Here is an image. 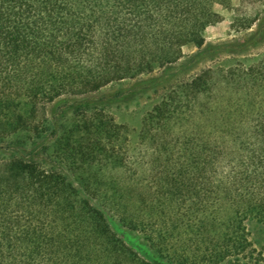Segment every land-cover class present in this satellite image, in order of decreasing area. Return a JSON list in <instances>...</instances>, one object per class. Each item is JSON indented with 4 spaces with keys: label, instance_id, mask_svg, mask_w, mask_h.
Segmentation results:
<instances>
[{
    "label": "trees",
    "instance_id": "trees-1",
    "mask_svg": "<svg viewBox=\"0 0 264 264\" xmlns=\"http://www.w3.org/2000/svg\"><path fill=\"white\" fill-rule=\"evenodd\" d=\"M221 1L0 0V140L37 128V112L61 97L85 100L167 68L184 46L201 49ZM125 133L110 117L76 114L58 146L70 166L104 160L112 175L128 163ZM140 139L159 170L156 195L179 208L145 223L121 204L137 189L108 176V210L164 264H264L244 224L264 225V59L180 84L146 115ZM91 184L82 195L58 170L0 159V264H155L112 228Z\"/></svg>",
    "mask_w": 264,
    "mask_h": 264
},
{
    "label": "rangeland",
    "instance_id": "rangeland-1",
    "mask_svg": "<svg viewBox=\"0 0 264 264\" xmlns=\"http://www.w3.org/2000/svg\"><path fill=\"white\" fill-rule=\"evenodd\" d=\"M217 10L221 21L205 29V44L201 49L184 46L178 62L150 74L113 82L88 95L85 100L65 96L45 105L37 112V128L0 140V159L16 154L37 162L46 170H58L82 195L86 188L84 181L90 180L89 188L95 194L92 202L103 211L122 240L141 257L155 264H164L150 250L140 232L124 226L118 219L119 214L108 210V199L115 201L108 191V176L133 186L140 195L122 200V207L127 208L126 214L135 213L147 223L149 216L169 220L176 213L179 204L157 196L154 191L159 170L153 168L152 150L140 139L144 118L167 93L204 69L225 71L255 65L264 59V0H222ZM76 114L103 120L110 117L124 128L126 141L122 147L128 160L125 168L109 175L108 161H98L93 167L69 165L58 141ZM244 224L249 241L264 257V225L251 218Z\"/></svg>",
    "mask_w": 264,
    "mask_h": 264
}]
</instances>
